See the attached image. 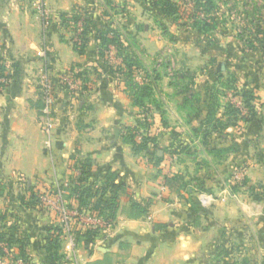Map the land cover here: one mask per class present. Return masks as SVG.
<instances>
[{
  "label": "crops",
  "instance_id": "0c3cea01",
  "mask_svg": "<svg viewBox=\"0 0 264 264\" xmlns=\"http://www.w3.org/2000/svg\"><path fill=\"white\" fill-rule=\"evenodd\" d=\"M42 1L38 9L33 0H0V58L10 77L0 88V188L67 184L71 172L78 173L76 163L88 158L93 171L117 173L122 189L115 224L93 246L82 237L87 217L74 218L64 229L53 214H24L15 200L0 197L6 221L11 225L15 219L19 234L29 237V264H264V55L249 52L234 32L217 34L220 50L195 48L196 58L208 65L184 93L154 70L155 58L170 40L176 49L192 50L207 39L181 40V25L165 24L167 18L143 1L125 0L130 21L124 27L142 47L139 61L154 85V102L141 108L131 90L103 67L96 40L101 25L91 27L88 46L79 54L75 35L62 24L61 14L75 9L98 20L97 0ZM154 13L160 15L157 20L151 19ZM223 26L228 29V22ZM161 29L170 32V39ZM65 76L77 91L66 85ZM227 78L257 97L248 121L234 120L220 95L212 108L209 86ZM46 82L54 91L49 139L39 122ZM145 120L158 146L136 153L126 134ZM177 174L181 184L202 185L216 202L196 211L191 191L184 197L167 186V178ZM236 174L240 178L232 181ZM229 182L234 197L224 193ZM134 204L147 212L134 211ZM59 224L62 257L50 261L45 238Z\"/></svg>",
  "mask_w": 264,
  "mask_h": 264
},
{
  "label": "rangeland",
  "instance_id": "374dc122",
  "mask_svg": "<svg viewBox=\"0 0 264 264\" xmlns=\"http://www.w3.org/2000/svg\"><path fill=\"white\" fill-rule=\"evenodd\" d=\"M144 1V3H147V6L150 8L152 7L151 3L148 1L151 0H137V2ZM174 5H176V8L178 9V13L175 17H167V20H165V24L168 25V23L175 22L177 25H181V30L178 33V38L183 40L185 38H188L190 40H197L195 36H197L193 31L188 30V26H191L192 15H197L200 19H208L209 17H212L214 14L215 17L218 20V23H220V28L217 32L212 34L207 41L202 44V42H197L198 44L195 45V47L191 49H186L184 47H180L179 49L174 48L172 45V41L167 42V46H165L164 50L158 54V57L155 58V64H154V70L158 71L161 70L162 74H164L167 78H169L171 81L175 80V77L179 76L182 77L185 75V73L188 74V78L183 80V83L180 84V88L185 86H190L191 82L193 81L191 78L196 77L198 74L202 72V70H205L208 61L202 60L199 58H196L195 51L197 48H200L202 52L208 53V52H215L220 50L219 43H217L218 40L215 42V38H219L220 35L225 36V34L229 33H236L237 36L242 35L240 38H238L242 45L252 53H255V55L261 53L262 46L256 42V30L259 26L262 27V31H264V0H213L215 3V8H211L212 12L208 13L205 11V8L200 7L198 3H196L194 0H170ZM33 4L37 6L38 9H41L44 5V2L42 0H33ZM97 5L101 8V12L99 15L98 21L103 24L104 26L111 27L112 31L117 30L118 34H120V41L122 43L123 48H127L126 51H124V55L128 56L131 55L136 63L135 66V72L133 74V79L135 82L141 84V79L145 78V71L143 69V65L138 63V60L141 57V54H143V49L140 45L137 43V39L132 36L129 32L126 31V28L124 27L126 23H129L130 16L127 14V2L125 0H97ZM151 4V5H150ZM203 5V4H202ZM98 7V6H97ZM155 9V8H154ZM157 10V9H156ZM160 15H157L156 13L153 14V18L151 16V19L157 20ZM152 21V20H151ZM162 22V20H161ZM225 22H228L229 28H224L223 24ZM80 23V22H79ZM79 23L76 25L70 24L68 26L64 25L65 31L69 32L71 31L72 36L75 35V28L78 27ZM159 33L163 36H165L167 39H170V32H167L166 30H159ZM220 34V35H217ZM217 35V36H215ZM221 36V37H222ZM261 39H263V36H260ZM109 39L113 40V34H109ZM194 42V43H195ZM252 47H255L256 49H259V51H254ZM196 48V49H195ZM264 49V47H263ZM122 52L120 51V47L116 43H110L107 46V50H105L106 58L104 60L107 61L105 64L103 60V67L104 69L110 73V68H116L118 66H121L123 68V72L127 71V69L124 66V63L122 61L123 56H121ZM264 55V54H263ZM137 58V59H136ZM247 64V63H246ZM260 64L264 65V56L262 62ZM219 67V66H217ZM153 71V70H151ZM202 74V73H201ZM112 75V74H110ZM150 75V73H149ZM120 78L116 77V79L120 83L124 85V87L129 88V78L124 75H119ZM152 80V79H151ZM231 78H227L223 81H218L217 79L213 81L210 85L216 86L213 90L214 98L216 97V102L218 100V95H220L225 103H231L232 105L237 107L236 101H239V97L236 95V89H230L229 86H225L227 82H229ZM237 83V82H236ZM143 84V83H142ZM183 84V85H182ZM210 86V87H211ZM237 90L240 89V86L238 83L234 85ZM130 89V88H129ZM218 92V93H216ZM213 102V101H212ZM43 116V115H42ZM42 116L40 117V124H41V131L44 133L43 130V122H42ZM140 129V128H139ZM140 129V133L144 132L145 130ZM45 135V134H44ZM46 137V136H45ZM138 140V137H137ZM139 141V140H138ZM75 165V164H74ZM76 170V169H75ZM74 170V171H75ZM173 173V172H172ZM79 175V173L71 172V175L68 179V183L64 185H55L53 188L45 189V188H27L26 186H21L17 189H10L6 187L4 190L3 188H0V197L4 199L6 198L7 201H14L17 202L19 205L17 208H21L24 210V214H39V215H51L53 214L54 217L62 219L60 214L56 211H51L47 204L45 203V200H48L52 203H57L58 200V194L57 189H61L62 191V198L64 201L67 202L69 205V209H72L73 211H78L79 214L87 217V218H96L102 220L103 217H99L95 214V212L88 211L87 209H83L81 212L79 211V206L77 203H74L72 200H70L68 197L70 195L71 191V185L74 179ZM237 177L234 178V176ZM232 181H238L240 178V174H236L231 176ZM230 177V178H231ZM166 180V179H165ZM8 181L6 180L5 183ZM3 185V184H2ZM233 183L229 182L226 186V190L224 193L227 194L229 197H234L235 192L234 186H232ZM180 184H178L176 187H174L173 192H183L184 197H189V193H187L185 190L179 189ZM197 193L194 197H190V199L195 200V202L198 203V207L201 208V205L206 208L207 206L203 205L199 200V194L206 193L204 191L199 192L198 189H191V193L193 192ZM165 190H161L163 192ZM36 194L39 199L40 203L33 206L32 205V195ZM186 194V195H185ZM209 195V193H206ZM212 197V196H210ZM216 201L212 200L210 205H213ZM2 205L0 206V209H6V202L4 203L3 200H1ZM8 204V202H7ZM209 205V206H210ZM10 208V207H9ZM82 208V207H81ZM14 210V209H13ZM3 211L0 212V215H3ZM8 213V212H7ZM17 213V214H16ZM19 210L12 213V216L18 215ZM8 216V214H7ZM9 216L14 219V217ZM7 219V218H6ZM9 221V220H8ZM74 221V219L71 220V223ZM87 222L89 223V227H93V225H90L91 220L87 219ZM10 223V222H9ZM15 223V219L11 222V224ZM115 224V223H114ZM60 226H57L61 229H66L65 225L63 224V228L61 227L62 224H59ZM72 225V224H71ZM24 225L22 226V228ZM87 229H90V228ZM111 229V228H110ZM96 242V240H95ZM94 242V243H95ZM93 243V245H94ZM88 245V246H93ZM0 247L3 249V255L0 256L1 260H4L8 264H27L23 261L21 257H19V248L18 246H15L17 249L9 248L6 244L1 243ZM16 250V251H15Z\"/></svg>",
  "mask_w": 264,
  "mask_h": 264
},
{
  "label": "trees",
  "instance_id": "16d2710c",
  "mask_svg": "<svg viewBox=\"0 0 264 264\" xmlns=\"http://www.w3.org/2000/svg\"><path fill=\"white\" fill-rule=\"evenodd\" d=\"M199 4L200 7L205 8V11L210 13L212 12L211 8H215V3L213 0H194ZM144 2V1H143ZM151 6L157 9L161 14L167 17H175L178 13V9L176 5H174L170 0H151ZM203 4V5H202ZM212 17L208 19H200L197 15H192V23L191 26H188V30L193 31L197 36H202L205 39H208L212 34L217 32L220 28V23H218L217 18L214 14ZM61 21L63 25H70L79 22L82 25L81 33L77 34V27L75 28V36H77L78 41L74 42V48L79 54H83L88 46V36L91 30V27H98L99 34L96 37L98 41V52L102 58V61L106 58L105 50H107V46L110 43H116L120 47V51L122 52L121 56H123L122 61L124 63L127 71L123 72V68L118 66L116 68H110V74L113 78H120L119 75H124L129 78V88L132 93L133 102L135 106L138 107H146L147 103L154 102V85L151 80V76L148 71H145V78L143 79V84H139L134 81L133 74L135 72L136 63L134 58L131 55H124V51L127 48H123L122 43L119 39L120 34H118L117 30L113 31L111 27L104 26L98 20L92 18V16L88 13L87 10L75 9L72 13L61 14ZM256 42L262 46L261 54H264V31H262V27L256 26ZM109 34H113V40L109 39ZM242 35H239V38ZM263 36V39L260 38ZM254 51H259L255 47H252ZM137 59V58H136ZM105 64L107 63L104 60ZM140 64V61L138 60ZM0 77L5 79L6 82L10 79L9 75L6 74V65L2 62L0 58ZM188 78V74L185 73L182 77H175V80L171 81V85L174 87H179L183 80ZM193 81L190 86L182 87V91L184 93L189 92L192 87L195 86L196 77L191 78ZM220 81V80H219ZM5 83L0 84V87L6 85ZM236 85V80L231 78L229 82L225 84V86H229L230 89H236V95L242 101L243 110L245 113H242V110L232 105L231 103L227 104V108L229 109V115L234 120H243L248 121L255 114V102L257 101V97L254 92L248 89H239L234 86ZM216 86H209L211 92V100L213 101L211 105L212 108L216 106V97L214 98L213 90ZM218 93V92H216ZM186 102H189L187 97H184ZM211 108V109H212ZM209 109V115L212 114V110ZM141 129L148 128L146 120L140 124ZM140 129H130L127 131L125 140L129 142L136 153H141L149 150L150 148L157 149V140L154 137H151L145 132H142L141 141L137 140L138 135L140 134ZM218 156L221 157L222 150L218 151ZM156 155V153H153ZM217 156H215L216 158ZM158 160H160L157 157ZM75 169L78 171L79 175L74 179L71 185V191L69 195V199L74 203H77L79 206V211L81 212L83 209H87L88 211L95 212L99 217H103L105 221V226L99 227H91L87 229L86 232L82 235L85 238L86 245H93L95 240L99 239L102 234H105L110 228L113 227L115 220L117 218V213L120 206V192H121V182L119 180V175L111 170H100L98 172L93 171V163L90 159H85L80 163H76ZM180 176L174 175L173 177L167 178V186L171 191H173L174 187L180 184L179 189L185 190L187 193H190L191 188L187 187L186 184H181L179 182ZM237 185H235L236 187ZM198 191L208 192L202 185L198 186ZM197 193L192 192L190 194L191 197H194ZM192 200V199H191ZM40 203L39 197L34 194L32 195V205L35 206ZM193 207L198 211L200 209L198 207V203L195 200L192 201ZM69 206V205H68ZM82 207V208H81ZM133 210L140 213L145 214L147 210L142 208L140 205L134 204ZM5 215H0V244L4 243L9 248H14L18 246L19 248V257L23 259V261L29 264V257L27 255L26 248L29 245V237L27 234H19V229L17 224H11L6 221ZM61 234L62 229L59 227L52 228L45 238V248L48 251V257L50 261H58L61 259V255L59 254V249L61 247ZM3 255V249L0 247V256Z\"/></svg>",
  "mask_w": 264,
  "mask_h": 264
},
{
  "label": "built area",
  "instance_id": "2783aa9c",
  "mask_svg": "<svg viewBox=\"0 0 264 264\" xmlns=\"http://www.w3.org/2000/svg\"><path fill=\"white\" fill-rule=\"evenodd\" d=\"M77 29H78V34L81 33L82 31L81 23H79ZM76 41H78L77 36H75V42ZM63 80L71 90L77 91L78 86L76 85V83H74V81L72 80L70 76H65ZM5 82L6 80L0 77V84L5 83ZM42 91H43V102H44V108L42 110L43 130H44L45 136H47L49 139L51 136L52 130L54 128V123L52 120V111L54 107V91H53V87L48 82L44 83ZM236 103H237V108L241 109L242 113H245V111L243 110L242 101L239 100V101H236ZM144 132L150 135L151 130H147ZM141 139H142V133L138 135V140L141 141ZM237 177L238 175L235 178L237 179ZM57 194H58L57 203H52V202H49L48 200H45V203L47 204L49 209H51V211H56L60 214L62 218L61 219L62 223L65 225V227L68 228L71 224L72 219L74 218L80 219L81 217H84V216L79 214L78 211H73L72 209H69L67 202L64 201L62 198L63 194H62L61 189H57ZM198 197H199L200 202L205 206H207L208 204L210 205L213 200L212 197H210V195L206 193H201L199 194ZM88 219L91 220L93 227H99V226L102 227L106 225L103 219L100 220L94 217L88 218ZM0 264H8V263L5 262L4 260H1L0 258Z\"/></svg>",
  "mask_w": 264,
  "mask_h": 264
}]
</instances>
